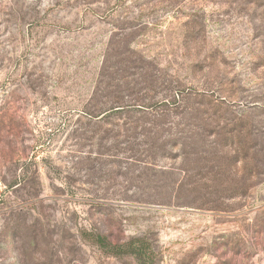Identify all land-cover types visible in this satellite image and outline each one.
I'll list each match as a JSON object with an SVG mask.
<instances>
[{
  "label": "rangeland",
  "instance_id": "obj_1",
  "mask_svg": "<svg viewBox=\"0 0 264 264\" xmlns=\"http://www.w3.org/2000/svg\"><path fill=\"white\" fill-rule=\"evenodd\" d=\"M0 264H264V0H0Z\"/></svg>",
  "mask_w": 264,
  "mask_h": 264
}]
</instances>
